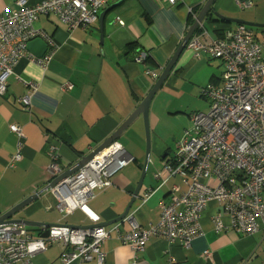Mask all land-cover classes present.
I'll list each match as a JSON object with an SVG mask.
<instances>
[{"label": "crops", "instance_id": "crops-1", "mask_svg": "<svg viewBox=\"0 0 264 264\" xmlns=\"http://www.w3.org/2000/svg\"><path fill=\"white\" fill-rule=\"evenodd\" d=\"M17 1L0 0V16L19 8ZM27 1L34 5L41 0ZM241 1L245 0H215L212 8L226 16L264 23V0H251L253 5L246 8L240 7ZM205 2L178 0L172 4L169 0H124L106 14L102 40L99 21L89 28L70 29L56 14L39 15L36 26L49 34L54 44L49 45L43 63L23 57L15 67V73L33 82L35 87L11 75L6 93L0 94V216L41 191L12 218L43 224H53L60 219L56 196L50 190H44L52 183L47 170L49 148L54 147L58 152L63 173L113 134L152 89L155 79L146 70L162 72ZM117 17L124 24H120ZM235 27L234 23L221 20L211 12L196 34L202 40L217 39ZM142 53L149 58L139 63L136 58ZM223 69L221 60L209 56L195 58L186 47L154 98L161 93L177 99L194 95L205 98L207 105L201 103L193 112L209 107L210 101L202 90L209 84H220ZM68 83L72 85L69 89L65 86ZM26 94L30 97V104L19 105L17 100ZM154 98L150 106L152 129L159 123ZM169 114L167 118L172 120L167 123L171 127L168 132L165 126L161 132H151L150 151L160 159L158 165L162 166L163 177L168 175L163 163L174 156L181 139H176L174 134L182 133V136L183 131L192 125V113L175 109ZM141 119L142 116L121 137L135 126L132 132L138 141L136 136L142 132ZM13 123L19 124L24 132L22 159L14 166L11 161L18 140L10 129ZM170 136L174 144L169 142ZM121 137L119 140L124 142ZM138 145L133 146L131 153L135 161L139 160ZM149 164H154L150 158ZM139 166L143 170L144 166L140 163ZM157 172L155 170L149 176L146 168L139 195L149 188L156 190L134 216L140 225L158 218L161 212L159 202L169 200L174 184L180 185V191L186 188L178 175L171 176L158 188L161 180L156 178ZM118 173L110 187L90 200L103 222L115 220L125 212L139 182L140 170L132 174ZM221 210L217 200L208 202L200 216L201 231L189 246L152 237L140 255V264H264L263 231L252 235L239 233L230 225L227 214L222 216L226 227L216 231L213 216ZM24 225L34 237L45 231L41 225ZM115 226L119 231L130 229V224L123 219L105 226L110 230V236L102 245L106 252L104 264H129L134 251L119 239ZM62 250L61 243L50 244L33 257V263L62 264ZM205 250L210 251L208 256L203 255ZM70 264L96 262L74 261Z\"/></svg>", "mask_w": 264, "mask_h": 264}, {"label": "built area", "instance_id": "built-area-1", "mask_svg": "<svg viewBox=\"0 0 264 264\" xmlns=\"http://www.w3.org/2000/svg\"><path fill=\"white\" fill-rule=\"evenodd\" d=\"M114 0H41L31 5L18 0L19 8L0 16V94L6 93L11 75L26 85L31 81L15 73L17 63L29 57L39 63L28 50L29 41L41 38L53 45V40L36 26L42 13L56 14L68 28H89L99 21L100 12ZM172 4L178 0H169ZM240 7H251L252 1H241ZM191 10V8H190ZM192 11V10H191ZM196 17V16H195ZM124 24L120 17L116 18ZM195 58L213 57L222 61L224 69L220 84H209L202 90L209 99L207 111L191 115L192 125L177 144L174 156L163 163L166 177L156 174L160 188L171 176L181 178L185 190L174 184L169 200H160V215L147 225L135 220L138 209L146 203L156 188L139 195L128 215L123 219L130 229L119 231V239L134 251L129 264H140V255L152 237H162L172 244L189 246L201 231L200 216L211 200H217L221 212L213 216L216 231L226 227L223 214L239 233H264V29L237 24L217 39L202 40L194 34L187 44ZM142 53L137 62H142ZM155 80L160 73L146 70ZM67 89L72 85H65ZM28 106V94L17 100ZM18 143L11 164L22 159L24 132L19 124H10ZM47 170L53 181L62 174L59 154L49 148ZM124 143L117 139L94 155L72 175L47 186L57 198L60 219L45 227L47 237H34L23 223L0 225V264H34L33 257L50 244L63 245L61 263L95 261L104 264L103 243L110 230L102 225V216L94 210L90 200L113 183V177L134 161ZM72 219L71 222L68 220ZM66 220V221H65ZM209 250L203 255L208 256Z\"/></svg>", "mask_w": 264, "mask_h": 264}, {"label": "water", "instance_id": "water-1", "mask_svg": "<svg viewBox=\"0 0 264 264\" xmlns=\"http://www.w3.org/2000/svg\"><path fill=\"white\" fill-rule=\"evenodd\" d=\"M124 0H117L115 2L110 3L107 7H105L99 15V25L101 28V40L103 39V25H104V20L106 14L113 9L114 7L118 6L121 4ZM215 0H206L200 11L195 17V20L193 23L188 27L184 37L182 38L178 48L166 64V66L163 68L162 72L160 73L159 77L155 81L152 89L149 91V93L143 98V100L140 102L138 107L131 113V115L119 126V128L111 134L104 142H102L99 146H97L95 149L90 151L89 153L81 156V158L69 169L64 171L60 176H58L56 179H54L51 183L50 186L55 185L58 181L72 175L75 173L80 167H82L86 162H88L94 155H96L98 152H100L102 149L106 148L109 146L113 141L119 139L125 132L126 130L135 123V121L142 116L145 124V130H146V140H147V157L146 161L144 164L143 172L140 178V181L138 182L137 188L133 193L132 199L129 202L125 212L119 216L115 220H111L108 222H102V225H110L114 222L120 221L124 219L133 203L135 202L136 198L139 196V191L143 183V179L146 173V168L149 162V153L151 149V126H150V106L152 103V100L156 93L161 89L165 81L168 79L170 76L172 70L176 66L180 56L182 55L183 51L186 49L188 42L192 38V36L198 31L201 23L204 21V19L211 13L213 12V15L218 17L221 20H224L226 22L230 23H235V24H242L246 25L252 28H263L264 29V24L263 23H257L253 21H248L243 18H237V17H230L222 14L221 12L217 10H213V4ZM28 50L32 54H34L38 58H43L47 51H48V44L41 38H36L28 43ZM50 186H47L49 188ZM41 191L38 193L29 196L25 200L21 201L19 204L15 205L13 208L10 210L6 211L4 214L0 216V225L2 224H9V223H24L28 225H41L44 227H48L52 224H43L40 222H33V221H28V220H22V219H13L12 217L19 211L21 210L26 204H28L30 201H32L34 198H36ZM49 234L48 230H45L44 233L41 234L42 237H47Z\"/></svg>", "mask_w": 264, "mask_h": 264}, {"label": "rangeland", "instance_id": "rangeland-1", "mask_svg": "<svg viewBox=\"0 0 264 264\" xmlns=\"http://www.w3.org/2000/svg\"><path fill=\"white\" fill-rule=\"evenodd\" d=\"M257 23H261V22H257ZM235 25H237V24H235ZM258 29L260 31L262 30V28H258ZM155 100H156V102H155ZM154 102H155L154 111L156 113V117L159 118V123H158V125L156 124V126H154L153 129L151 128V132H152V130L157 131V132H161L163 130L164 126L168 132V129H170L171 127H168L167 123L172 120V119L167 118L170 115L169 114L170 110L174 111L175 109H181V111L184 110V111H186V113H192L193 114V113L198 112V111H207L209 108V107L205 106L203 109L193 112V110L198 109V108H196L198 105H200L201 103L206 104V102H207L205 98L199 97V96H194V95H187V96L183 97L182 99L181 98L177 99L176 97L171 96L168 93H161L158 98H156V99L154 98L153 103ZM140 122L142 123V132L141 131L138 132V135L136 136V138L138 139V141H140V143L138 141H135V139L133 137L135 135H133L132 130L134 131L135 126L131 128L129 133H126L123 137H121V139L124 140V142L126 144L127 151L130 154L133 152V146L137 143L140 144V145H138L139 148L137 149L138 154H139V156H138L139 160L138 161L137 160L131 161L132 163L130 165L124 166L118 173L119 175L120 174H132L133 172H137L138 170H140L138 181H140V178H141V175L143 172L142 168L139 166V163H140V165L144 166L145 161H146V157H147L146 130H145V124H144L143 118L141 119ZM150 126H151V118H150ZM184 132H185V130L183 131V134H184ZM181 134L175 133L174 136L176 137V139L177 138L180 139V137L182 138V136H183V135L180 136ZM168 140L171 144L175 143L172 140V136H170L168 138ZM151 151H152V149H151ZM151 151L149 153V158L154 162V164H149L147 167V173L149 172V176H151L152 173L155 172V170H158V172L161 171V168H162L161 165H158L160 159L155 157ZM175 151H174V153H175ZM131 155H133V154H131ZM148 179H149V177L147 176V181H148Z\"/></svg>", "mask_w": 264, "mask_h": 264}, {"label": "trees", "instance_id": "trees-1", "mask_svg": "<svg viewBox=\"0 0 264 264\" xmlns=\"http://www.w3.org/2000/svg\"><path fill=\"white\" fill-rule=\"evenodd\" d=\"M255 30H259L258 28H254ZM262 30H263V28H262ZM129 47H130V45H128ZM147 57H148V55H147ZM146 56H145V59L144 60H148V58H147ZM156 81V80H155Z\"/></svg>", "mask_w": 264, "mask_h": 264}]
</instances>
